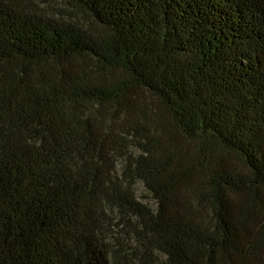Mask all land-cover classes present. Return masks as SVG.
Returning <instances> with one entry per match:
<instances>
[{
    "label": "trees",
    "instance_id": "trees-1",
    "mask_svg": "<svg viewBox=\"0 0 264 264\" xmlns=\"http://www.w3.org/2000/svg\"><path fill=\"white\" fill-rule=\"evenodd\" d=\"M68 1L0 0V264H264V0Z\"/></svg>",
    "mask_w": 264,
    "mask_h": 264
},
{
    "label": "rangeland",
    "instance_id": "rangeland-1",
    "mask_svg": "<svg viewBox=\"0 0 264 264\" xmlns=\"http://www.w3.org/2000/svg\"><path fill=\"white\" fill-rule=\"evenodd\" d=\"M17 2L22 8L37 15L46 16L62 22H76L95 28L89 16L68 0H17ZM135 193L138 199L144 204L151 207L155 206L154 200L141 182L136 183ZM104 227L110 246H117L118 243L128 246V228L125 225V220L117 213L107 215Z\"/></svg>",
    "mask_w": 264,
    "mask_h": 264
}]
</instances>
